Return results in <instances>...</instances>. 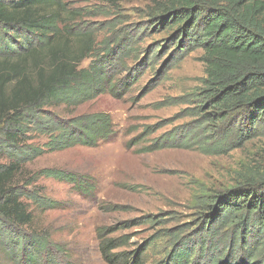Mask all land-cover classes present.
I'll use <instances>...</instances> for the list:
<instances>
[{
  "label": "rangeland",
  "instance_id": "374dc122",
  "mask_svg": "<svg viewBox=\"0 0 264 264\" xmlns=\"http://www.w3.org/2000/svg\"><path fill=\"white\" fill-rule=\"evenodd\" d=\"M64 2L78 18L74 23L94 29L97 37L96 52L81 68L106 57L104 50H114L107 67L118 88L77 107L46 110L63 120L107 113L115 134L95 148L47 152L24 164L15 184L58 203L55 209L43 208L24 197L33 214V225L25 231L46 232L62 250L59 259L71 264H107L99 231L128 241L120 251L143 250L148 264L189 247L202 264L221 252L227 257L228 250L206 249L210 239L219 237L215 243L220 245L222 236L234 234L232 228L217 227L212 205L217 197L246 188L250 176L264 177V135L239 140L233 133L241 125L238 115L212 122L200 115L203 109L194 95L206 77L204 52L180 57L173 40L177 27L161 26L151 16L152 0L118 6L100 0ZM171 133L178 134L176 143L151 150ZM27 139L45 148L50 138L32 132ZM8 162V155L0 153V164ZM45 169L66 172L79 182L38 177ZM0 264H14L1 245Z\"/></svg>",
  "mask_w": 264,
  "mask_h": 264
},
{
  "label": "trees",
  "instance_id": "16d2710c",
  "mask_svg": "<svg viewBox=\"0 0 264 264\" xmlns=\"http://www.w3.org/2000/svg\"><path fill=\"white\" fill-rule=\"evenodd\" d=\"M100 1L118 6L131 0ZM152 2L151 16L161 26L177 27L173 40L180 57L204 52L201 61L206 77L194 95L203 109L200 115L205 114L209 122L238 115L241 125L233 133L239 140L264 135V0ZM76 20L64 0H0V153L10 159L0 164V245L14 264H71L59 259L62 250L46 232L25 231L33 225V214L24 197L43 208L55 209L58 203L15 184L24 164L47 152L75 146L95 148L115 134L107 113L63 120L46 110L77 107L118 88L107 67L114 61V50H104L106 57L81 68L96 52L97 37L94 29L80 28ZM32 132L50 138L45 148L27 143ZM177 136L169 134L151 150L176 143ZM37 176L79 182L57 169L42 170ZM250 177L246 188L214 200L217 227L232 228L234 234L231 238L221 235L220 245L215 243L217 237L206 242L208 247L201 246L212 252L229 251L227 257L221 252L207 264H264V177ZM112 234L98 232L101 256L107 264H148L143 250L120 251L129 242L111 238ZM193 250L179 249L156 264H202L194 259Z\"/></svg>",
  "mask_w": 264,
  "mask_h": 264
}]
</instances>
